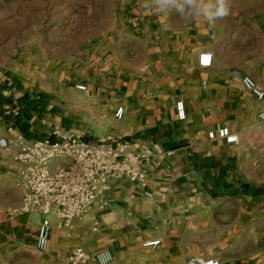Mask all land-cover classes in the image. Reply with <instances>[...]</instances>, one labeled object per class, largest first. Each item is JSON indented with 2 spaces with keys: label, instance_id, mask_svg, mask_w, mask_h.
<instances>
[{
  "label": "crops",
  "instance_id": "obj_1",
  "mask_svg": "<svg viewBox=\"0 0 264 264\" xmlns=\"http://www.w3.org/2000/svg\"><path fill=\"white\" fill-rule=\"evenodd\" d=\"M143 5L123 0L120 17L65 66L63 78L44 84L0 67V137L12 145L0 147V264H66L77 247L111 250L112 264L193 257L264 264V99L242 84L250 75L264 87V29L243 24L231 9L209 27ZM204 52L213 55L211 67L200 66ZM218 126L238 134L239 144L210 139ZM59 134L150 151L142 164L147 178L112 180L72 229L52 216L49 247L40 252L41 215L22 211L16 143Z\"/></svg>",
  "mask_w": 264,
  "mask_h": 264
},
{
  "label": "built area",
  "instance_id": "obj_2",
  "mask_svg": "<svg viewBox=\"0 0 264 264\" xmlns=\"http://www.w3.org/2000/svg\"><path fill=\"white\" fill-rule=\"evenodd\" d=\"M264 63V52L262 57ZM200 66H212V53L204 52L199 58ZM244 88L258 100L264 99V87L252 76L242 77ZM77 89L86 90L78 85ZM178 118L187 117L184 101L176 103ZM124 108L119 107L116 117L122 119ZM264 120V111L260 114ZM212 140L227 144H239L238 134L229 127L218 126L208 134ZM6 138L0 137V147L11 148ZM16 160L22 165L21 178L25 190L22 211L38 212L41 221L37 231V249L46 252L52 232V216L58 219L61 229H72L75 220L85 215L93 204L105 194L111 181L125 179L145 182L147 174L142 164L150 156V151L136 152L126 143H87L72 134H59L55 138H45L25 142L21 138L16 143ZM151 196V193H147ZM264 213V204L262 206ZM160 240H154L156 248ZM114 254L103 249L89 252L82 247L72 250L66 264H112ZM184 264H207L200 258H190Z\"/></svg>",
  "mask_w": 264,
  "mask_h": 264
},
{
  "label": "rangeland",
  "instance_id": "obj_3",
  "mask_svg": "<svg viewBox=\"0 0 264 264\" xmlns=\"http://www.w3.org/2000/svg\"><path fill=\"white\" fill-rule=\"evenodd\" d=\"M227 3L243 24L257 22L263 31L264 0ZM122 8L123 0H0V67L44 84L63 78L65 66L101 38Z\"/></svg>",
  "mask_w": 264,
  "mask_h": 264
},
{
  "label": "clouds",
  "instance_id": "obj_4",
  "mask_svg": "<svg viewBox=\"0 0 264 264\" xmlns=\"http://www.w3.org/2000/svg\"><path fill=\"white\" fill-rule=\"evenodd\" d=\"M144 7L158 14L177 12L185 19H201L209 27H215L217 20L229 15L227 0H144Z\"/></svg>",
  "mask_w": 264,
  "mask_h": 264
}]
</instances>
